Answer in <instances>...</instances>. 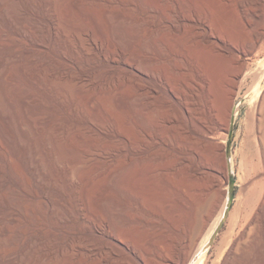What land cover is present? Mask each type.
I'll list each match as a JSON object with an SVG mask.
<instances>
[{"label":"bare ground","instance_id":"6f19581e","mask_svg":"<svg viewBox=\"0 0 264 264\" xmlns=\"http://www.w3.org/2000/svg\"><path fill=\"white\" fill-rule=\"evenodd\" d=\"M33 6L34 34L46 31L45 40L13 28L52 51L28 84L46 91V106L67 111L70 123L60 127L61 136L32 141L26 160L45 216L40 225L58 232L55 240L27 237L42 249L33 261L205 264L233 189V161L220 142L252 71L248 60L264 54V0H35ZM254 72L251 106L258 115L264 60ZM21 99L43 109L49 101L28 88ZM207 154L222 168L209 164ZM220 176L231 190L208 228L204 206L218 198Z\"/></svg>","mask_w":264,"mask_h":264},{"label":"rangeland","instance_id":"374dc122","mask_svg":"<svg viewBox=\"0 0 264 264\" xmlns=\"http://www.w3.org/2000/svg\"><path fill=\"white\" fill-rule=\"evenodd\" d=\"M0 3V264H35L42 249L39 246L32 247L31 239L27 237L55 240L58 232L40 225L45 216L38 204L37 189L32 186L26 160L32 141L59 136L60 129L68 130L70 123L66 122L67 111L56 109L53 112L48 107L51 98L47 97L48 93L44 94L46 91H40L28 84L29 78L36 77L37 72L45 69L44 62L50 58L52 51H41L39 43H30L27 38L16 34L14 29H27L38 41L45 40L46 31L34 34L35 27H39L38 18L32 12L35 0H0ZM262 60L264 54L248 60L252 71L242 82L234 100L231 116L235 117L233 133H229L228 138L220 142L226 145L228 155L233 161L230 175L234 177L235 195L227 217L223 219L219 231L209 243L205 264H264V104L261 114L255 115L250 93L257 75L254 71ZM38 67L41 68L38 70ZM89 68L90 66L86 67ZM260 83L264 86V76ZM26 88L33 89L41 96V100L50 98L47 102L43 100L46 103H43L44 109L38 102H22ZM225 114L227 113L222 112L220 117L222 125L227 124ZM76 131L71 132L75 134ZM78 132H83L82 135L86 137L93 136L89 131ZM206 159L217 169L222 168L211 155L207 154ZM216 180L220 187L218 198L212 206V197L208 198L203 211L208 228L220 218L219 214H222L227 204L228 191L231 190L229 181L221 176ZM47 221L50 222L49 217ZM11 240L15 243H10ZM20 245V253L10 256L12 249L15 252V248Z\"/></svg>","mask_w":264,"mask_h":264},{"label":"water","instance_id":"95a60500","mask_svg":"<svg viewBox=\"0 0 264 264\" xmlns=\"http://www.w3.org/2000/svg\"><path fill=\"white\" fill-rule=\"evenodd\" d=\"M234 122H235V117L233 116L232 118H231V132H230V134H232L233 133V129H234ZM233 184H234V177H232V180H231V186L233 187ZM234 188L232 189V191H231V195H230V204H229V207H228V211H227V213L225 214V217H227V215H228V213H229V211H230V208H231V205H232V202H233V200H234ZM221 225H222V223L220 224V227H221ZM220 227H219V229H220ZM219 229H218V231H219ZM217 231V232H218ZM217 234V233H216Z\"/></svg>","mask_w":264,"mask_h":264}]
</instances>
